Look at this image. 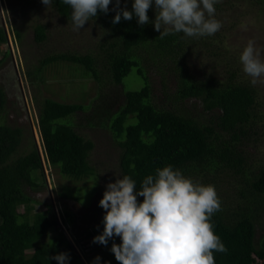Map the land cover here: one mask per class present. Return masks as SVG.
<instances>
[{"label": "trees", "instance_id": "trees-1", "mask_svg": "<svg viewBox=\"0 0 264 264\" xmlns=\"http://www.w3.org/2000/svg\"><path fill=\"white\" fill-rule=\"evenodd\" d=\"M221 2L214 4L215 9L220 8ZM51 4L60 17L71 22L70 6L62 4L61 0H52ZM100 13L98 11L97 16ZM155 15L153 5L148 11L150 23L144 26L137 23L135 16L131 21L122 19L118 24L111 23L109 16L104 22L108 35L94 53H55L43 58L40 64L66 61L79 65L94 78L99 89L106 84L120 85L134 67L145 83L139 89L123 92L122 104L113 112L110 123L111 130L122 135L118 142L120 179L130 176L139 191L148 175L155 176L156 169L169 165L193 182L206 180L217 185L225 182V175H231L237 179V186L244 187L237 188V209L224 200L225 206L210 218L214 233L227 248L225 253L214 251L215 264H264V238L256 242L253 221V214L264 216V167L249 176L247 157L240 147L256 118L255 90L250 84L235 81L234 73L219 80L212 74L198 78L190 70L188 54L192 51L194 57L199 53L213 59L222 55L220 31L200 38L186 37L182 32L159 38L161 33L155 30L153 23ZM33 31L36 42L46 38L44 25H34ZM14 33V39H20L19 33ZM7 39V29L0 26V44ZM204 67L205 64L200 67L201 74ZM153 68L160 74L164 92L168 89V74L173 78L171 85L175 84L172 93L175 101L199 100L203 110L211 114L208 120L192 116L185 107L154 101L146 75V70ZM102 75L105 78H101ZM97 96L101 98V94ZM5 105L6 92L0 86V118ZM36 109L47 167H57L61 175L72 178L88 174L92 142L61 121L83 111L85 106L44 98L36 100ZM108 117L112 116L108 114ZM127 118L131 121L125 123ZM20 134L19 128L0 122V264H58L50 257L60 253L70 255L68 264H85L74 244L77 238L74 236V241L71 240L61 228L74 222L69 210L61 208L59 218L50 202L45 205V211L30 210L38 201L25 192V185H44V164L35 145L28 153L10 159L19 145ZM216 192L218 198L224 196ZM226 198L229 199L228 195ZM138 201L142 202L143 197H138ZM21 205L23 208H19ZM105 214L103 209L100 229L94 230L97 235L103 232ZM52 227L55 234L41 241ZM27 253L31 255L27 257Z\"/></svg>", "mask_w": 264, "mask_h": 264}, {"label": "rangeland", "instance_id": "rangeland-1", "mask_svg": "<svg viewBox=\"0 0 264 264\" xmlns=\"http://www.w3.org/2000/svg\"><path fill=\"white\" fill-rule=\"evenodd\" d=\"M125 3L127 10L131 11L134 0H121L120 7L123 8ZM153 5L155 6L154 0ZM220 5L215 11L214 18L222 24L219 30L222 55L215 57L214 59L218 60L215 61L202 53L198 54L199 58L194 57L195 53L192 51L188 54L189 66L198 78L204 74H212L217 79L224 80L234 73L235 81L250 84L254 88L256 118L248 128L249 135L240 145L247 157V173L252 176L259 168L264 167V77L253 86L251 78L243 72L240 56L251 39L255 41L254 47L259 52L260 59L264 61V0H222ZM115 6L116 0H112L107 14L101 12L77 32L73 31L71 22L65 21L55 12L52 4L47 9L41 0H0V26L4 27L5 24L7 34L9 33V40L0 44V86L6 92V105L0 122L17 127L21 131L19 145L10 159L28 153L34 145L39 152L42 151L37 126L36 100L51 98L58 102L79 103L85 106L83 111L73 113L61 121L69 124L85 140L92 142V149L88 154L90 172L72 178L61 175L57 167L51 169L44 167V185L38 187L25 185V192L38 201L31 205V212L45 211L47 209L45 205L50 202L57 216L61 208H66L73 214L74 222L62 225L61 228L71 240L74 241V236L77 238L78 242L74 244L85 264H93L97 256L101 257L99 264H119L110 251L113 242L122 243L119 237H115L114 241L110 240L107 247L94 244L92 241L97 236L94 230L100 229L99 219L103 209L99 207V202L103 198L106 185L114 183L117 176L121 178L119 165L121 148L118 142L122 135H117L110 128L113 112L122 104L123 92L139 89L145 82L133 67L120 85L106 84L99 89L94 78L79 65L66 61H55L45 65H41L40 62L46 56L60 52L94 53L97 45L103 42L105 35L106 37L108 35L104 22L110 16L112 23L116 15V12L112 11ZM36 24H42L46 28V38L41 42L35 41L33 26ZM13 30L19 33L20 39H14ZM193 50L199 52L196 48ZM202 64H205V67L201 74ZM146 75L154 101L185 107L186 110H190L192 116L206 117L204 120L211 116L203 110L199 100L175 101L172 96L175 84L171 85L173 78L168 74L166 92L162 90L160 74L154 72V68L147 69ZM101 78L105 77L102 75ZM98 94H101V98H98ZM107 112L111 118L108 114L104 118ZM130 121L131 119L127 118L124 122ZM224 180L226 184L224 182L217 185L206 180L196 182H202L200 184L205 186L212 185L223 194L224 196L219 197L221 207L225 206L222 202L226 200L229 201L231 208L237 209V188L244 185L237 186V179L231 175H225ZM227 195L229 199L226 198ZM253 215L255 237L258 242L264 238V216ZM53 234L54 227L48 230L41 241H47ZM30 255L31 253H27V257Z\"/></svg>", "mask_w": 264, "mask_h": 264}, {"label": "clouds", "instance_id": "clouds-1", "mask_svg": "<svg viewBox=\"0 0 264 264\" xmlns=\"http://www.w3.org/2000/svg\"><path fill=\"white\" fill-rule=\"evenodd\" d=\"M41 2L48 9L52 0ZM218 2L154 0L153 23L161 33L159 38L181 32L195 38L214 35L222 27L214 18V4ZM61 3L71 7L72 28L78 32L98 11L107 14L112 0H61ZM120 5L121 0H116L113 24L120 23L122 18L131 21L134 16L140 26L150 23L148 11L153 0H134L131 11L126 3L123 8ZM254 45L255 41L250 39L240 56L243 72L251 78L253 86L264 77V61ZM117 177L114 183L106 185L99 202L106 213L102 220L104 229L92 243L107 247L110 240L119 237L122 243L113 242L110 249L119 264H215L214 251H227L210 223L221 207L214 186L194 183L170 165L156 169L155 176L148 175L139 191L130 176ZM138 197H143V201L139 202ZM50 259L68 264L70 255L60 253ZM100 260V256L95 257L93 264H99Z\"/></svg>", "mask_w": 264, "mask_h": 264}, {"label": "built area", "instance_id": "built-area-1", "mask_svg": "<svg viewBox=\"0 0 264 264\" xmlns=\"http://www.w3.org/2000/svg\"><path fill=\"white\" fill-rule=\"evenodd\" d=\"M41 153H42V152H41ZM41 158H42V160H43V163H46L45 160L43 159V154H41ZM44 166L46 167L47 165L44 164Z\"/></svg>", "mask_w": 264, "mask_h": 264}]
</instances>
